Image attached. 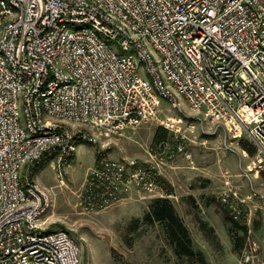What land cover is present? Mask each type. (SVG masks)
Listing matches in <instances>:
<instances>
[{
  "label": "built area",
  "instance_id": "1",
  "mask_svg": "<svg viewBox=\"0 0 264 264\" xmlns=\"http://www.w3.org/2000/svg\"><path fill=\"white\" fill-rule=\"evenodd\" d=\"M152 123L170 137L141 161L98 141ZM196 125L238 155L218 200L241 227L240 264H264V0H0V264L80 262L73 235L45 230L52 199L31 168L101 143L84 211L172 197L164 166L173 152L192 163Z\"/></svg>",
  "mask_w": 264,
  "mask_h": 264
},
{
  "label": "rangeland",
  "instance_id": "2",
  "mask_svg": "<svg viewBox=\"0 0 264 264\" xmlns=\"http://www.w3.org/2000/svg\"><path fill=\"white\" fill-rule=\"evenodd\" d=\"M194 116L203 117L201 113ZM159 126L142 125L120 136L106 133L98 141L109 143L106 144L109 157L141 161L152 150H160L163 141H155ZM169 137L168 132L166 139ZM189 137L186 148L192 155V163L173 152L164 166L166 184L172 183L177 190V198H168L187 226L194 250L203 254L207 264H240V250L233 248V235L242 232L232 230L227 212L218 200L223 172L238 171V155L223 146V133L207 135L196 125ZM100 144L81 142L65 165L47 160L29 171L28 178L45 187L52 199L42 221L45 230L63 228L73 235L81 247L79 264H197L175 254L162 223L143 221L150 201L156 196L122 201L98 212L84 211L78 205L77 196L95 163ZM261 232L256 233L260 239Z\"/></svg>",
  "mask_w": 264,
  "mask_h": 264
},
{
  "label": "trees",
  "instance_id": "3",
  "mask_svg": "<svg viewBox=\"0 0 264 264\" xmlns=\"http://www.w3.org/2000/svg\"><path fill=\"white\" fill-rule=\"evenodd\" d=\"M168 136V130L159 126L155 135V141L161 142ZM242 146L253 152V147L247 146L245 142ZM226 219L232 223V230L239 231L241 227L226 215ZM145 223L160 222L164 225L167 241L173 246L174 252L178 257H186L197 264H207L205 257L193 248V240L183 219L178 214L173 202L168 197L153 198L144 214ZM232 232V231H231ZM242 235H233V248L238 251L242 245Z\"/></svg>",
  "mask_w": 264,
  "mask_h": 264
},
{
  "label": "crops",
  "instance_id": "4",
  "mask_svg": "<svg viewBox=\"0 0 264 264\" xmlns=\"http://www.w3.org/2000/svg\"><path fill=\"white\" fill-rule=\"evenodd\" d=\"M171 184H169V185L166 184V189H167V191H169V193H171L173 195L172 198H177V195L175 192L177 190H175V187L173 189V186H175V185L172 186ZM152 197H153V195H145L144 197L135 196L133 199H142V198L147 199V198H152ZM128 200H130V199H128Z\"/></svg>",
  "mask_w": 264,
  "mask_h": 264
}]
</instances>
